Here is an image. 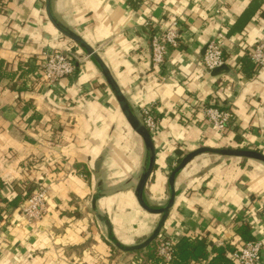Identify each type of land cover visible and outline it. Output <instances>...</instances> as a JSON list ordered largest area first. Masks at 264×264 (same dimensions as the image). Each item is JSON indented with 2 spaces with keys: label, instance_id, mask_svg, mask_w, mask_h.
<instances>
[{
  "label": "crops",
  "instance_id": "1",
  "mask_svg": "<svg viewBox=\"0 0 264 264\" xmlns=\"http://www.w3.org/2000/svg\"><path fill=\"white\" fill-rule=\"evenodd\" d=\"M52 7L97 50L135 113L147 109L158 120L151 133L156 163L145 189L149 204L163 207L172 171L201 147L264 154V71L251 64L254 47L264 42V0H53ZM174 20L179 47L155 67L153 35ZM220 32L234 77H213L203 64ZM53 50L69 51L76 71L50 85L36 57ZM192 103L228 108L234 121L222 132L203 114H179ZM125 124L95 60L54 27L46 0H0V264H146L143 254L112 241L139 245L162 219L136 198L147 152L129 131L137 154L132 162L126 158ZM37 182L48 188L47 212L30 221L23 204L12 201ZM175 189L159 235L240 246L239 229L247 227L254 240L264 241V163L205 153L177 175Z\"/></svg>",
  "mask_w": 264,
  "mask_h": 264
},
{
  "label": "built area",
  "instance_id": "2",
  "mask_svg": "<svg viewBox=\"0 0 264 264\" xmlns=\"http://www.w3.org/2000/svg\"><path fill=\"white\" fill-rule=\"evenodd\" d=\"M3 4L10 0H1ZM226 35L220 32L208 43L203 58V64L207 69H216L226 64L224 43ZM180 44L179 24L174 20L172 27L157 31L152 38V63L155 67H162L166 63L169 49L178 48ZM252 61L259 70L264 71V42L257 43L251 54ZM38 72L47 84L53 85L59 79L72 76L76 71L75 57L69 51H45L36 57ZM203 114L209 126L222 132L228 130L234 121V113L231 110H222L219 107H207L202 104L192 103L179 111L185 113ZM144 122L150 132L158 129V120L147 109L143 110ZM28 193L27 187H23V195ZM48 188L38 182L31 196L20 207L22 214L30 221L40 220L47 212L46 198ZM177 241L161 236L158 243V254L167 263L171 262L174 255V247ZM228 257L234 264H262L264 260V241L252 240L243 242L235 250L228 253Z\"/></svg>",
  "mask_w": 264,
  "mask_h": 264
},
{
  "label": "water",
  "instance_id": "3",
  "mask_svg": "<svg viewBox=\"0 0 264 264\" xmlns=\"http://www.w3.org/2000/svg\"><path fill=\"white\" fill-rule=\"evenodd\" d=\"M53 0H47L46 1V9H47V14L48 17L51 21V23L56 27L58 31H60L63 35L66 37L70 38L73 40L77 45H79L89 56H91L98 67L100 68L103 76L106 79L107 84L111 88L112 92L114 93L121 110L126 117L128 123L132 127V129L143 139L145 149L147 152V159H146V164L143 169V172L141 174V177L139 179V182L137 184L136 190H135V195L138 200V203L140 206L147 211L150 214L154 215H162L161 223L157 229V231L150 237V239L146 242L143 243L139 246H136L135 249H141L146 246L147 243H149L151 240L157 238L159 236V232L162 229L167 216L170 212V210L174 207L175 201H176V196L177 192L175 189V182H176V177L177 175L186 168V166L193 161L196 157L199 155L205 154V153H211L215 155H220L222 157H239V158H247V159H253L260 161L264 163V154L257 152V151H252V150H243V149H230V148H222V149H215V148H210V147H202L199 148L188 155H186L180 164L172 171L170 178H169V185H170V190H171V195L168 199V201L163 205L161 208H156L152 206L151 204L148 203L146 197H145V189L147 186V183L154 171L155 163H156V151H155V146L153 143L152 135L149 132L148 128L144 124L143 120L135 113V111L132 109L128 99L123 95L118 83L112 76L110 70L108 67L105 65V63L102 61L100 58L99 54L97 51L89 46L80 35L72 31L69 27L64 25L62 22H60L57 17L54 14L53 11ZM206 51V49H205ZM207 73L213 77L220 76L222 74H228L232 77H234V73H232L230 67L227 64H224L223 66L216 68V69H207ZM98 165V164H97ZM96 169H99L97 167ZM99 194L95 195L93 198V208L96 209L97 201L99 198ZM98 218L106 223L107 226L110 227V222L107 220L105 217L97 214ZM112 241L116 247H118L120 250L124 252H129L131 251L134 247H125L122 246L118 240L114 237H112Z\"/></svg>",
  "mask_w": 264,
  "mask_h": 264
},
{
  "label": "trees",
  "instance_id": "4",
  "mask_svg": "<svg viewBox=\"0 0 264 264\" xmlns=\"http://www.w3.org/2000/svg\"><path fill=\"white\" fill-rule=\"evenodd\" d=\"M251 64L254 65V68L259 69L258 66L252 61ZM248 68L251 65L247 66ZM221 109H228L225 107H220L215 105ZM28 193L26 196L22 195L17 197L14 201H12V205L14 206H21L25 200H27L33 190V185L27 186ZM22 197V198H21ZM239 235L242 238L243 242H247L249 240H254L251 236V233L247 227L239 229ZM161 238L159 235L157 238L151 240L149 243L146 244L145 247L141 249H135L136 246H139L143 243H146L150 238H147L144 242L140 243L139 245L134 246V248L129 252L135 253H143L144 252V262L146 264H195L198 262L209 260L210 264H234L232 260L227 256V251L232 252L238 246L233 244H228L226 247H218L215 245L214 242L209 240L207 237L199 238V237H191L188 234H184L175 244L174 247V255L171 262L167 263L162 257L158 254V241ZM211 248V250H209Z\"/></svg>",
  "mask_w": 264,
  "mask_h": 264
},
{
  "label": "rangeland",
  "instance_id": "5",
  "mask_svg": "<svg viewBox=\"0 0 264 264\" xmlns=\"http://www.w3.org/2000/svg\"><path fill=\"white\" fill-rule=\"evenodd\" d=\"M47 1V0H46ZM58 19V18H57ZM59 20V19H58ZM60 22H62L61 20H59ZM63 23V22H62ZM64 24V23H63ZM65 25V24H64ZM70 39V38H69ZM73 41V40H72ZM74 42V41H73ZM75 43V42H74ZM79 46V45H78ZM80 47V46H79ZM96 50V49H95ZM97 51V50H96ZM114 94V93H113ZM117 100V99H116ZM118 102V101H117ZM119 104V103H118ZM120 106V105H119ZM121 109V107H120ZM122 111V110H121ZM123 114V112H122ZM124 115V114H123ZM125 117V116H124ZM140 118L143 120L144 122V115H143V111L141 112V115H140ZM125 120H126V124L124 126V137H125V140L122 141V146H124V144L126 143V149L128 152H126L125 156L127 159L132 160L134 161L135 158H136V154H137V143L134 142L132 139H131V136L129 135V131H131V133L133 135H137L138 137H140L133 129L132 127L130 126V124L128 123L126 117H125ZM145 124V122H144ZM150 132V131H149ZM152 133V132H150ZM140 139L142 140V142L144 143L143 139L140 137ZM145 147V145H144ZM202 148V147H201ZM36 187V183L34 185V188ZM95 222H96V219H95ZM159 243V241H158ZM157 243V244H158ZM158 247V246H157ZM141 254L144 255V252L143 253H140V254H137L138 256H140Z\"/></svg>",
  "mask_w": 264,
  "mask_h": 264
}]
</instances>
